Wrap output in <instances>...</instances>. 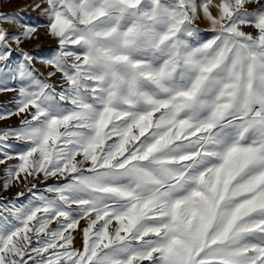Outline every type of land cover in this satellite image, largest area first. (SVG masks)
Wrapping results in <instances>:
<instances>
[{
  "label": "snow or ice",
  "instance_id": "6c2138e0",
  "mask_svg": "<svg viewBox=\"0 0 264 264\" xmlns=\"http://www.w3.org/2000/svg\"><path fill=\"white\" fill-rule=\"evenodd\" d=\"M5 92L0 264H264V0L0 13Z\"/></svg>",
  "mask_w": 264,
  "mask_h": 264
},
{
  "label": "rangeland",
  "instance_id": "374dc122",
  "mask_svg": "<svg viewBox=\"0 0 264 264\" xmlns=\"http://www.w3.org/2000/svg\"><path fill=\"white\" fill-rule=\"evenodd\" d=\"M39 0H0V13L4 14H9V13H14V12H19L21 8H24L26 5H32L35 3H38ZM216 2V0H214ZM251 10V9H250ZM41 9H36L33 11L32 7H27V10L22 12L21 15L26 18V22L32 23V24H43L45 18L41 16ZM201 27L202 28H207L208 24L207 22H201ZM14 29L9 28V31H13ZM246 31H251V29H246ZM47 30L44 27H38L36 37L31 40L26 42L22 47L24 48L25 51H28L32 53L34 56L37 57H50L53 55L57 48L56 40L47 34ZM15 56V53H14ZM16 59H19L18 56H15ZM36 67L41 71V72H47L49 69L41 67L40 64H36ZM59 75V74H58ZM55 79V78H53ZM16 93L14 92H5V93H0V108L2 107H8L12 108L14 105L10 103L12 99L15 97ZM19 124V119L15 116L11 117L7 121H0V128H7L9 126H18ZM12 143H15V141H12ZM9 164H14L16 163L15 160L9 161ZM4 165H0V173L3 172ZM41 189H43L44 185H39ZM17 189L12 188L8 192L0 193V198L3 197H8L12 198L15 196ZM27 197V194H26ZM26 197L22 198L25 199L26 202ZM81 238L79 236L76 237V247L80 246Z\"/></svg>",
  "mask_w": 264,
  "mask_h": 264
}]
</instances>
